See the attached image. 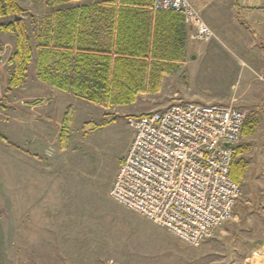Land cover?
<instances>
[{"label": "rangeland", "instance_id": "obj_1", "mask_svg": "<svg viewBox=\"0 0 264 264\" xmlns=\"http://www.w3.org/2000/svg\"><path fill=\"white\" fill-rule=\"evenodd\" d=\"M18 1L30 12L25 17L32 32L57 8V0ZM89 2L66 0L60 7ZM247 3L264 7V0ZM240 14L241 21L254 19ZM250 25L247 42L255 45L249 51L217 38L194 41L214 46L197 63L196 75L166 76L159 93L113 107L91 104L39 80L35 37L36 57L25 84L8 90V60L15 44L9 47L13 38L0 32V44L8 46L0 48V133L30 153L0 142V264H264V63L259 64L264 37L263 28ZM174 93L179 98L174 100ZM233 99L253 126L236 148L249 166L233 220L194 247L111 198L132 139L128 117L174 104H228ZM68 106L73 117L63 143Z\"/></svg>", "mask_w": 264, "mask_h": 264}, {"label": "built area", "instance_id": "obj_2", "mask_svg": "<svg viewBox=\"0 0 264 264\" xmlns=\"http://www.w3.org/2000/svg\"><path fill=\"white\" fill-rule=\"evenodd\" d=\"M153 9L182 14L197 42L217 38L190 0H153ZM245 120L235 99L174 104L128 117L132 139L111 198L180 242L199 246L234 219L242 187L231 168Z\"/></svg>", "mask_w": 264, "mask_h": 264}, {"label": "trees", "instance_id": "obj_3", "mask_svg": "<svg viewBox=\"0 0 264 264\" xmlns=\"http://www.w3.org/2000/svg\"><path fill=\"white\" fill-rule=\"evenodd\" d=\"M59 1L62 5L66 0ZM105 3V12L122 15L126 19L113 27L112 44L99 49L93 46L97 42L96 35L84 30L82 24L77 26V20H83L91 13H99L98 2L61 7L60 10L56 8L32 32L25 17L30 14L29 10L23 8L18 0H0V30L15 37L14 50L8 60V90L25 84L29 67L36 57L33 42L35 37L39 49L36 57L37 78L61 92L80 96L94 105L108 104L111 107L128 106L142 95L159 93L164 76L175 72L178 66L160 60L156 48L152 54L133 50L132 44L137 42L139 33L134 30L136 26L130 14L134 12L133 7L142 5L141 1L112 0ZM149 55H152L150 62ZM72 117L73 107L68 106L62 122L63 143L68 140ZM104 125L107 124H102ZM252 127L249 122H245L243 137L252 132ZM0 142L30 155L1 133ZM248 166L242 149L238 148L231 168L232 179L241 184Z\"/></svg>", "mask_w": 264, "mask_h": 264}, {"label": "crops", "instance_id": "obj_4", "mask_svg": "<svg viewBox=\"0 0 264 264\" xmlns=\"http://www.w3.org/2000/svg\"><path fill=\"white\" fill-rule=\"evenodd\" d=\"M106 1L112 0H90L89 3L91 4L99 3V13H91L83 20H77L78 27L82 24L84 30L96 35L97 42L93 46L99 49L108 47L109 43L112 44L113 27L119 25V22L123 19H126L125 16L105 12L104 10L107 9ZM116 1L118 2L119 0ZM140 1L142 5L133 7L134 12L130 14L132 22L136 26L134 30L139 33L137 42L132 44L133 50L152 54L156 48L160 60L169 61L178 66L175 72L165 75L164 78L166 76L181 78L185 73H187L188 78L191 75H196L197 63L204 56H207L209 51H214V46L205 48L196 46L193 38L194 30L191 25L185 22L182 14L155 11L153 9V0ZM190 1L201 11L205 22L214 30L217 35V41L222 39L230 45L245 46L244 51H249L255 45V41L247 42V39L251 38L250 30L252 28L250 24L252 23L255 26L259 25L257 26L258 28H263V30L260 29L262 30L260 32L262 37H264V7L260 5L251 6L247 3L248 0ZM60 5V1L57 0V10L61 9ZM63 8L65 7L63 6ZM240 13L253 14V21H241ZM0 32L4 33L1 30ZM9 37L14 40V43L9 46L12 48L15 44V38L11 33ZM88 43L91 44L89 40ZM5 47L8 46L0 44V48L4 49ZM149 56L148 61L150 62L152 55ZM263 63L264 61L261 60L259 62L260 66ZM190 70H192V74ZM174 96V100L179 98L178 93H174Z\"/></svg>", "mask_w": 264, "mask_h": 264}]
</instances>
